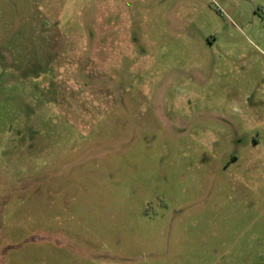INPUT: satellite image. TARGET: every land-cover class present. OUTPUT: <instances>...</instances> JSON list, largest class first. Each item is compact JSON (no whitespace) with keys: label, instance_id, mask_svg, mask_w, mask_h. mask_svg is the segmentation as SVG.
<instances>
[{"label":"rangeland","instance_id":"374dc122","mask_svg":"<svg viewBox=\"0 0 264 264\" xmlns=\"http://www.w3.org/2000/svg\"><path fill=\"white\" fill-rule=\"evenodd\" d=\"M0 264H264V0H0Z\"/></svg>","mask_w":264,"mask_h":264}]
</instances>
